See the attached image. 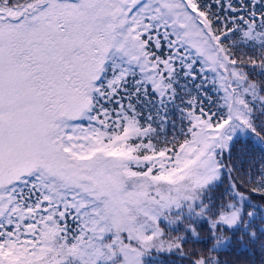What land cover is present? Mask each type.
Masks as SVG:
<instances>
[{"label": "snow or ice", "instance_id": "obj_1", "mask_svg": "<svg viewBox=\"0 0 264 264\" xmlns=\"http://www.w3.org/2000/svg\"><path fill=\"white\" fill-rule=\"evenodd\" d=\"M249 244L264 0H0V264H225Z\"/></svg>", "mask_w": 264, "mask_h": 264}, {"label": "trees", "instance_id": "obj_2", "mask_svg": "<svg viewBox=\"0 0 264 264\" xmlns=\"http://www.w3.org/2000/svg\"><path fill=\"white\" fill-rule=\"evenodd\" d=\"M241 50L248 51V49ZM253 199L256 202H259V197H253ZM179 231H183L182 226L179 227ZM199 231L202 237H207L208 233L206 227H201ZM185 247H205V245L194 244L191 240H189ZM220 256L221 259L225 262V264H262V261H264V253H262L261 250L253 244H249L247 247H231L228 251L221 252ZM184 264H187V261H184Z\"/></svg>", "mask_w": 264, "mask_h": 264}, {"label": "rangeland", "instance_id": "obj_3", "mask_svg": "<svg viewBox=\"0 0 264 264\" xmlns=\"http://www.w3.org/2000/svg\"><path fill=\"white\" fill-rule=\"evenodd\" d=\"M183 228V227H182Z\"/></svg>", "mask_w": 264, "mask_h": 264}]
</instances>
